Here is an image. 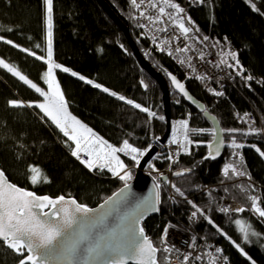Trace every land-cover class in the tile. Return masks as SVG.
Listing matches in <instances>:
<instances>
[{"label":"trees","instance_id":"1","mask_svg":"<svg viewBox=\"0 0 264 264\" xmlns=\"http://www.w3.org/2000/svg\"><path fill=\"white\" fill-rule=\"evenodd\" d=\"M111 1L120 16L128 20L132 37L152 65L178 76L187 89L206 104L208 111L217 116L223 129L241 130L234 134L224 132L225 149L218 160L205 159L214 133L189 131L199 143H193L191 154L183 156L174 169L175 172L185 168L192 171L174 177V182L181 191L193 195L194 203L204 209L228 236L245 247L256 264H264V218L256 217L250 199L258 197L259 205L264 208V157L256 151V148L264 150V137L261 133L244 135L250 126L241 119L253 107L260 112L264 122V16L251 10L246 0H206L197 8L188 6V15L194 22L192 25L199 29L198 40L209 37L204 42L211 43L222 54L227 66L234 63L227 55L229 52H235L243 65V71L228 66L236 75L235 84L227 88L222 96H217L204 91L198 80H186L170 55L156 49L138 23L139 10L131 5V0ZM173 2L183 5L184 0ZM256 2L257 7L264 11V3L260 0ZM9 28L12 31H7ZM46 31L43 0H0V35L21 46L17 48L0 41V59L45 90L47 85L42 77L47 71L46 63L22 49L28 48L36 51L37 55L47 57ZM36 44L41 47L35 48ZM53 60L118 94L112 96L111 92L105 93L70 72L55 70L68 101V111L109 144L121 147L123 140L127 139L134 147L146 148L164 134L165 119L158 118L165 117L161 87L142 68L123 30L98 0H54ZM247 75L253 79L247 80ZM141 81L148 84V88H144ZM171 92V98L177 96L176 92ZM119 95L149 107L157 113V117H149L119 100ZM12 99L27 105L39 102L43 97L0 66V166L12 182L31 192L75 196L81 202L95 206L131 180L112 177L105 169L91 174L72 156L73 143L50 118L36 107H12L8 103ZM188 113H192L190 130L213 128L202 112L185 101L171 104L173 120ZM233 137L245 147H231ZM237 151L245 157L249 175L225 177L223 168L226 162L231 161L232 153ZM117 155L126 165H133V161L125 155L119 152ZM30 165L38 166L49 182L32 184L28 170ZM161 184L159 212L143 223L155 246H159L166 223H184L198 236L218 243L229 259L228 264H250L203 216L198 214L196 220L190 219L194 210L192 205L178 193L181 199L170 201L167 183ZM212 184L216 187L204 190ZM224 194L242 203L246 210L239 214L221 212L220 196ZM238 218L249 221L254 230L262 234L261 238L250 237L251 242L245 243L235 224ZM17 259L20 257L15 252L0 243V264H17Z\"/></svg>","mask_w":264,"mask_h":264},{"label":"snow or ice","instance_id":"2","mask_svg":"<svg viewBox=\"0 0 264 264\" xmlns=\"http://www.w3.org/2000/svg\"><path fill=\"white\" fill-rule=\"evenodd\" d=\"M195 4L203 5L206 3V0H193ZM264 3V0H260ZM144 0H131V5L140 9ZM164 6H159L155 3V0H148V6L154 9H157L160 15L152 16L149 15L147 19L152 23H159L163 21L165 15L168 19L173 20L176 26L180 29L184 37L191 39L190 33L199 32V29H194L191 26H187L185 21H189L191 24L194 22L191 21V17L186 15L185 8L181 7L179 3H174L173 0H162ZM246 3L249 5L250 9L264 16V11H261L257 7L256 0H246ZM45 6V23H46V42H47V57L43 55H37L36 51H31L28 48H23L22 51L28 53L29 55L35 57L38 60L44 61L47 65V71L44 73L42 79L47 85V90L38 86L30 80L26 75L22 74L17 68L6 63L3 59H0V66L6 68L14 76L18 77L20 81H23L24 84L28 85L31 89H34L40 96L44 97L43 102H31L25 105V103L18 99L9 100L8 103L12 107H36L39 108L44 116L50 118V120L60 129L64 136L68 137L69 140L75 142V147L72 150V155L81 158V153H86L89 159H82L89 169H95L99 167L100 169L107 168L117 176L119 179L127 181L131 179V172L128 169V166L120 159L116 153H126L132 159L136 166H139L141 158L145 157L152 150V145L149 144L146 148L134 147L129 140H123L121 147H115L105 141L102 137L98 136L88 128L87 125L83 124L75 116H73L68 111V101L65 99V94L61 89L60 83L56 78L55 70L59 69L65 73H71L72 76H78L80 80L85 81L89 85H93L97 89H102L103 92L109 93L110 90L107 87L99 83H94L91 79H86L83 75L78 74L68 67H64L61 64L55 63L53 60V10H54V0H43ZM211 7V4L208 5ZM166 9L175 10V16L172 12L166 11ZM146 11V10H145ZM145 11L139 13L140 16H145ZM183 14V15H182ZM7 31H12L11 28ZM160 31H167V28L164 27ZM29 39H31L29 37ZM179 39V37H175ZM202 41L209 40V37L204 36ZM227 40V37H225ZM0 41H4L9 45H14L17 48L21 46L19 44H14L11 39H5V36L0 35ZM168 43V41H165ZM40 44H36L35 48L39 49ZM123 47V46H122ZM161 51L164 49L161 48ZM189 48L186 45L184 48H177L176 51L186 52ZM231 56L234 61L233 64L228 65L229 67L237 68L240 71H243V65L240 63V60L237 58L235 52L227 53ZM171 55V52H169ZM201 59H203V53H201ZM180 63H184L183 60ZM221 63L227 64V61H221ZM169 76L172 80L173 85L176 89L179 90L183 96L187 97L188 100H193V97L185 90V86L181 83L175 75L169 73ZM199 79H205L204 76L198 77ZM247 80H252L251 75L245 77ZM264 83V81H262ZM141 84L144 88H148V84L141 81ZM112 96H117L115 92L110 93ZM217 96H222L223 93L216 91L214 93ZM118 99L125 101L128 105H132L134 108L139 109L140 111L146 113L149 117H157V113L152 111L149 107H143L141 104L136 103L132 99H126L123 95H119ZM195 103V101H193ZM179 103V101H177ZM200 107L207 111L203 105ZM160 120H164L165 117L159 116ZM215 119V117H212ZM241 119L245 120L250 127L247 133L244 135L250 134H259L264 132V129H258L254 125L255 121L253 120L250 113H244ZM180 125L179 133L183 135V140L185 143L176 153L169 154L164 157V159L169 160L170 162L175 163L173 156H178L180 151L190 154L189 146L193 143H199L189 139V131L193 133H221L227 131L228 133H237L240 132V129H189V121L187 119L178 121ZM87 134V135H85ZM91 136L92 140L88 141L87 137ZM81 139L87 141L84 145L81 144ZM170 143L180 145V140L177 137V133L174 132L172 140ZM215 144L214 149L215 155H213L212 144ZM224 144L223 139L217 134L212 138V143L208 144L209 152L205 159H215L216 156L220 155V147ZM99 145V148L95 147ZM231 147L235 149H242L245 147L243 143H237L235 137L231 139ZM253 148H256L255 145H252ZM256 151L261 157H264V150L256 148ZM233 156H238L241 164L243 163V157L239 156L238 153H232ZM150 167L155 169V165L151 164ZM30 176L29 179L32 184L37 183H47L48 177L44 175L41 169L38 166L30 165L29 166ZM235 176H244L246 173L240 170L236 164L228 163L223 168V173L225 177H229V172ZM158 171V170H157ZM191 168H185L181 171H176L174 175L181 176L184 173H190ZM123 173V174H121ZM160 176H163L161 173ZM165 180L167 178H164ZM175 191L180 195L184 196L185 193L181 191L180 188L176 187L175 184L171 185ZM129 186L125 184V189ZM160 187L159 183L154 185V192L152 194L153 198H145L139 205H137V215L132 221L133 224V242L127 249L128 256L125 257L121 255L118 259L111 257V253L114 251L113 248L107 247L102 250H99L95 253L98 256H106L110 258V264H126L127 258L137 259L139 264H159L157 253L163 250L164 252H170L172 247L168 246L163 249L158 248L154 243L144 234L143 227H137L139 225L140 219L145 215V212L149 209L151 211H159L157 205L160 203V194L158 191H155ZM125 189H121V193H124ZM111 199V198H109ZM253 201V209L259 215V217L264 218V208H262L258 201V198L252 196L250 198ZM109 201H105V204H108ZM193 207V211L190 214V219H194L198 216H203L206 221L215 227L218 231L221 232L239 252L244 255L250 262V264H256V261L245 251V247H242L240 243H237L236 240L232 239L231 236H228V233L223 230L219 225H216L215 222L208 216L204 209L197 206L194 202L188 201ZM51 208L50 212H42L40 210L44 208ZM101 207H104L103 205ZM221 212L234 211L236 213H242L245 211V208L229 209L228 207H223L219 209ZM95 210L89 208L87 205L79 204L74 199H66L64 196H59L56 198H51L49 196H38L35 192L28 191L17 186L14 183H11L5 171L0 168V243L6 246L8 249H11L19 257L18 264H47V261L53 255L55 256H67V257H77L80 255L92 256L93 250L89 249L85 243L87 237L81 234V229L83 225L90 222L89 214L93 213ZM235 224L239 225V231L243 234V241L245 243L250 241V224H246L244 220L236 219ZM168 228L166 227L163 231L161 242L166 243L167 241ZM252 236L262 235L259 232L251 231ZM74 242L70 245H66V240L69 237H77ZM193 247V245H189ZM217 253L222 252L223 250L217 248L215 250ZM27 253V255L25 254ZM191 253H187L183 256L182 264H187ZM200 257H197L199 259ZM224 264H227V257L222 258ZM212 264H217L216 258H212Z\"/></svg>","mask_w":264,"mask_h":264},{"label":"water","instance_id":"3","mask_svg":"<svg viewBox=\"0 0 264 264\" xmlns=\"http://www.w3.org/2000/svg\"><path fill=\"white\" fill-rule=\"evenodd\" d=\"M98 1L107 11L109 16L113 20H115V22L120 26V28L125 33L130 43V46L133 52L135 53V55L137 56L142 68L159 83L161 90H162V102H163L165 119L167 121V127H166V130L162 138L153 145L151 152H149L141 160L137 170L134 172V176L132 177L130 181L127 182V185L129 187L125 189V184H126L125 183L119 189H117L114 193H112L109 197H107L105 200H103L102 202H100L99 204L95 206L84 204L80 202L78 198H76L75 196H67L64 194H61L58 196H51L48 194H38L35 192L36 195L38 196H49L51 198L64 196L66 199H74L77 203L87 205L89 208L95 210L93 213L89 214L90 222L83 225L81 229V234L87 237L85 243L87 244L89 249L93 250V255L92 256L80 255L77 257L53 255L52 257L49 258V260L47 261V264H110L109 257H106V256L97 257L95 255L97 251L102 250L107 247H111L114 249V251L111 253V257H115L118 259L121 255L125 257L128 256L127 249L133 242L132 221L137 215V205H139L141 201H143L145 198H149V199L153 198L152 194L154 192V185L156 184L150 176L143 173V169L147 167V164L157 154L158 145L160 144L159 141L161 142L165 141L166 139H168V137L171 134L172 114H171L170 86H169L168 80L165 79L162 74L157 72L155 68L153 67V65L143 56L138 45L136 44V42L131 36L129 25L126 23H123V21L120 18L119 11L116 8L115 4L111 0H98ZM171 74L174 75L172 72ZM167 77L171 83V86L174 88V90L178 92L179 94L183 95L173 85L172 80L169 76V73ZM178 80L181 83H183L180 79ZM185 90L191 95L190 91L187 89L186 86H185ZM183 97L186 99V101L191 106L198 109L200 112H203V116L209 121V123L213 126V128L223 129L217 116L210 113L208 110L204 111L200 107V105H203L205 108V105L201 101L197 100L193 96H192L193 100H188L187 97L185 96ZM193 101H195V103ZM212 117H215V119H212ZM217 134L223 139L224 144L220 147V155L216 156V158L213 160L220 159L225 149L224 132L214 133V135H217ZM210 143H212V141ZM215 147L216 145L213 143L212 144L213 155H215V152H214ZM209 150L210 149L208 147L207 154ZM184 174H187V173H184ZM7 178L11 183H14L9 179L8 176ZM164 178H167V176H164L162 179L165 180ZM21 188L26 189L24 187H21ZM121 189H125L124 193H121ZM155 191H158V189H156ZM105 201H109V203L105 204ZM102 205L104 207H101ZM159 206L160 205L158 204L157 207L159 208ZM40 211L50 212L52 211V209L49 207V208H44ZM158 212L159 211H151L150 209L146 211L145 215L140 219L139 225L137 227H143V223L146 221V219L151 215L157 214ZM144 234L147 235L145 229H144ZM77 238L78 236L69 237L65 242L66 245L70 246L74 242V240ZM148 238L150 239L149 236ZM126 264H139V261L137 259L127 258Z\"/></svg>","mask_w":264,"mask_h":264},{"label":"built area","instance_id":"4","mask_svg":"<svg viewBox=\"0 0 264 264\" xmlns=\"http://www.w3.org/2000/svg\"><path fill=\"white\" fill-rule=\"evenodd\" d=\"M139 2V0H138ZM155 3H157L159 6H164L162 3V0H155ZM200 4H195L193 0H184V3L182 5L185 10H187L189 7H198ZM139 12L145 11V15L149 16H158L160 15L157 9L151 8L148 6V0H144V3L142 4L141 8L138 9ZM168 12H172L173 16H175V10L173 9H166ZM183 15V14H182ZM187 26H191L189 22L185 21ZM140 26L145 30V32L151 37L152 43L155 45L157 49L163 48L166 53L169 54L171 52L170 57L175 59L177 63H179L184 70V72L187 75H191L194 78H198L200 76H204L205 79L201 80V83L206 91H219L223 92L224 89H227L231 87V71L228 68L227 64L221 63V61H224V58L222 54L213 46L210 47L205 42H202L198 40V33L193 31V33H190L189 35L192 37L191 39H188L187 37H184L181 33L180 29L176 26L173 20L168 19L167 15L164 16L163 21L159 23H152L149 22L147 24H142L140 22ZM166 27L167 31H160V29ZM193 27V26H191ZM194 28V27H193ZM196 29V28H194ZM175 37H179V39H175ZM165 41H168V43H165ZM188 46L189 50L186 52H179L176 51L177 48H184L185 46ZM201 53H203V59H201ZM183 60L184 63H180V61ZM210 75L218 80V82H214L211 80ZM255 121L254 127L258 129H263V124L261 119L259 118V115L257 111L253 110L249 112ZM187 119L189 121L188 116H181L179 117L178 121ZM248 124V123H247ZM249 125V124H248ZM250 126V125H249ZM180 129V125L178 123V127L175 133H177V137L180 140V145L170 143L172 140V137L168 139L169 141V149L163 148L166 150L167 155L173 154L178 151V147H182L185 141L183 140V135L178 132ZM264 134V132H262ZM182 153H180L178 156H173V160L175 163L170 162L167 167H158L156 169H151L149 166L146 168L147 171L157 172L159 171V175L162 174H168L171 176L172 170L174 169V166L176 163L180 161ZM81 158H84L81 155ZM239 160V158H238ZM136 168V165L128 167V169H134ZM169 182H167V194L170 199V201L175 199H181L178 195L174 193V188L170 187ZM185 199V198H184ZM235 204L236 200H233ZM222 207H226L224 205V202H222ZM172 228H176L178 225H170ZM185 230V229H184ZM191 238H181L175 229L168 231L167 233V241L166 243H162L160 241L159 248L163 249L164 247L168 246H174L172 247V250L170 252H163L168 256L171 257L176 263L174 264H181V260L183 259V256L187 253H191L189 260L187 264H206V260H212L213 257L216 258L217 264H221L223 262V257H227L224 251L217 253L215 250L217 248H220L217 244L212 242L209 239H204L202 241L198 240L195 234L190 231L188 234ZM186 244L193 245V247L186 248ZM223 250V249H222ZM197 257H200L197 259ZM209 263V262H208ZM210 264V263H209Z\"/></svg>","mask_w":264,"mask_h":264},{"label":"bare ground","instance_id":"5","mask_svg":"<svg viewBox=\"0 0 264 264\" xmlns=\"http://www.w3.org/2000/svg\"><path fill=\"white\" fill-rule=\"evenodd\" d=\"M193 7V6H192ZM189 8H191V7H189ZM193 8H197V7H193ZM139 11L137 12V20H138V23L140 24V22L142 23V24H147V23H149L150 21L147 19V15H145V16H140L139 15ZM186 15L187 16H189L188 15V10H186ZM120 18H121V20L123 21V23H126V24H128V20L126 19V18H124V17H121L120 16ZM189 22V21H188ZM189 24L191 25V26H193L190 22H189ZM194 27V26H193ZM195 28V27H194ZM47 32V31H46ZM125 34V33H124ZM132 36V35H131ZM149 36V35H148ZM133 38V37H132ZM149 38H150V41L152 42V39H151V37L149 36ZM134 39V38H133ZM135 41V40H134ZM136 42V41H135ZM204 42V41H203ZM207 43H209V42H207ZM136 44H137V42H136ZM211 44V43H210ZM138 45V44H137ZM212 45V44H211ZM213 46V45H212ZM139 47V46H138ZM140 49V48H139ZM157 49V48H156ZM159 50V49H158ZM144 56V55H143ZM145 57V56H144ZM146 58V57H145ZM147 59V58H146ZM148 60V59H147ZM149 61V60H148ZM150 62V61H149ZM153 67L155 68V70L157 71V72H159L160 74H162L163 75V77L165 78V79H167L168 80V83H170V81H169V79H168V73H171L170 71H166V70H162V69H160V68H157L156 66H154L153 65ZM182 72L184 73V78L186 79V80H198L199 82H200V84H201V86H202V88H203V90L204 91H206L205 89H204V87H203V85H202V83H201V81L198 79V78H194L193 76H191V75H187L183 70H182ZM175 75V74H174ZM230 75H231V85H234L235 84V78H236V75L233 73V72H231L230 73ZM178 79H180L178 76H176ZM210 78H211V80L212 81H214V82H218V80L217 79H215L214 77H212L211 75H210ZM181 80V79H180ZM182 81V80H181ZM183 82V81H182ZM185 85V84H184ZM169 86H170V93H173V92H171V91H174V92H176L175 90H174V88L171 86V83L169 84ZM186 86V85H185ZM226 89H224L223 90V92L225 91ZM207 93H209V94H212V95H215L214 93L216 92V91H206ZM222 92V93H223ZM177 93V96H175V98H174V102H176V104H181L182 103V101L184 102H186L189 106H191L187 101H186V99L183 97V95H181V94H179L178 92H176ZM191 93V92H190ZM191 95L194 97V98H196L197 100H199V101H201L204 105H205V109H207V106H206V104L202 101V100H200V99H198L195 95H193L192 93H191ZM177 101H179V103H177ZM191 107H193V106H191ZM194 108V107H193ZM194 109H196V108H194ZM197 111H199L198 109H196ZM208 110V109H207ZM253 110H255V111H257V113H258V115H259V118L261 119V121H262V124H263V129H264V122H263V118H262V116H261V114H260V112H258V110L256 109V108H251L247 113H249V112H251V111H253ZM203 113V112H202ZM190 115H191V117H190ZM186 116H188L189 117V123H190V121H191V118H192V113L190 114V113H188ZM243 120V119H242ZM243 122L245 123V124H247V122H245V120H243ZM165 124H166V127H167V121H166V119H165ZM248 125V124H247ZM166 127H165V130H166ZM177 127V123H175V122H173V121H171V131H173L175 128ZM261 133V135L264 137V134L262 133V132H260ZM163 136V135H162ZM162 136L161 137H159L154 143H152L151 145L153 146L158 140H160L161 138H162ZM87 139H88V141H91L92 140V137L91 136H88L87 137ZM71 141V140H70ZM194 141V140H193ZM72 142V141H71ZM87 141H85L84 139H81V144L82 145H84L85 143H86ZM73 143V148L75 147V142H72ZM159 145H158V152H157V154L160 156V157H162L163 158V156H161V153L163 152V151H165L166 152V150L164 149V148H166V149H169V146H170V144H169V141H168V139H166L165 141H163V142H161V141H159ZM163 146H164V148H163ZM95 147H97V148H99V145H96ZM180 148L181 147H178V150H180ZM141 149H143V148H141ZM73 150V149H72ZM72 150H71V154H72ZM189 150H190V154H191V152H192V149H190L189 148ZM120 154H122V155H125V153H121V152H119ZM180 153H182V155H181V158L183 157V156H188L189 154L188 153H185V152H183V151H180ZM235 153H238L239 154V156H242V154L241 153H239L238 151L237 152H235ZM81 155L83 156V157H85V158H87V159H89L90 157H88L87 156V154L86 153H81ZM166 156H167V153L165 154ZM169 155V154H168ZM73 156V155H72ZM207 156V155H206ZM78 162H80L81 164H82V166L84 167V168H86L91 174H97V173H101L102 172V170L103 169H100L99 167H97V168H95V169H89L84 163H82V158H80V159H78L77 157H75V156H73ZM165 157V156H164ZM243 157V156H242ZM144 157H142L141 158V160L143 159ZM181 158H180V160H181ZM238 156H233V155H231V162L233 163H235V161L236 160H238ZM153 160V159H152ZM151 160V161H152ZM209 160H213V159H209ZM150 161V162H151ZM148 163L147 164V166H149V165H151L152 163ZM156 162L158 163V164H160V163H164L163 161H161V160H157L156 159ZM179 163V162H178ZM178 163H176V165L178 164ZM236 164V163H235ZM246 165H247V162H246V159H245V157H243V163L241 164V166H242V168L245 170V172H246V174L247 175H249L248 174V172H247V167H246ZM155 166H156V164H155ZM236 166H237V164H236ZM157 167V166H156ZM137 168H138V166H136V168H134V169H130V172H134V170L136 171L137 170ZM147 168V167H146ZM146 168H144L143 169V173L144 174H146V175H148V176H150L151 178H152V180L155 182V183H159V185H160V187H159V189L160 190H158V192L160 193L161 192V186H162V182L164 183V182H169V186L170 187H172L171 185L172 184H175V182H174V177H176V176H174V173H175V169H173L172 170V174H171V176H169L168 174H163V176H160L158 173H159V171H157V172H152V171H147V169ZM106 171H108L109 173H110V175L112 176V177H115V178H117V176H115V175H113V173L111 172V171H109L107 168H104ZM159 169V168H158ZM6 173V172H5ZM121 174H123V173H121ZM187 174H189V173H187ZM8 176V175H7ZM164 176H167V179L166 180H163L162 178L164 177ZM213 187H216V184H212V185H207L205 188H204V190H211V188H213ZM220 198H221V205H222V202H224V205H226V207H228L229 209H232V210H234V209H237V208H242V206L239 204V203H237V204H235L234 202H233V198L232 197H230V196H227V195H221L220 196ZM79 200V199H78ZM80 201V200H79ZM81 202V201H80ZM83 203V202H82ZM84 204H86V203H84ZM88 205V204H87ZM159 205H160V203H159ZM160 207V206H159ZM151 216H153V215H151ZM151 216H149V217H151ZM148 217V218H149ZM198 217H196V218H194L195 220L197 219ZM193 219V220H194ZM174 224H176V223H174V222H168V223H166V225H165V227H164V229L167 227L168 228V231H171V230H173V229H175L176 230V232H177V234L181 237V238H191L190 236H188L187 234L191 231V228L190 227H188L187 225H185L184 223H181L180 225H178L176 228H172V226H170V225H174ZM144 227V226H143ZM185 229V230H184ZM164 231V230H163ZM163 234V233H162ZM202 238H204V237H202ZM201 238V240L200 241H202V240H204V239H207V238H204V239H202ZM198 239V238H197ZM210 240V239H209ZM161 241V240H160ZM212 242H214L215 244H217L219 247H221L218 243H216L215 241H213V240H211ZM156 247H158V246H156ZM189 247V245L188 244H186V248H188ZM159 248V247H158ZM161 256L163 257V258H161ZM157 257H158V261H159V264H174V263H176L171 257H168L162 250L160 251V252H158V254H157ZM17 262H19V259H17ZM212 264V260H209V261H207L206 260V264ZM228 262H229V259H228V257H227V264H228ZM18 264V263H17ZM181 264H182V260H181ZM221 264H224V261L223 262H221Z\"/></svg>","mask_w":264,"mask_h":264},{"label":"rangeland","instance_id":"6","mask_svg":"<svg viewBox=\"0 0 264 264\" xmlns=\"http://www.w3.org/2000/svg\"><path fill=\"white\" fill-rule=\"evenodd\" d=\"M152 43V42H151ZM206 44H208L210 47H213L210 43H207V42H205ZM153 44V43H152ZM154 45V44H153ZM155 46V45H154ZM228 55V54H227ZM173 60L175 61V63H176V65L181 69V70H183L182 69V67H181V65L179 64V63H177V61L173 58ZM184 71V70H183ZM232 72V71H231ZM61 86V85H60ZM105 87V86H104ZM61 89H62V87H61ZM63 90V89H62ZM110 90V89H109ZM110 92H112V90H110ZM174 98H175V96L173 97V98H171V93H170V100H171V104L172 103H176V102H174ZM43 100H44V97H43V99L42 100H40L39 102H43ZM180 117V116H179ZM179 117L178 118H176V119H172V121L173 122H175V123H177V127H178V119H179ZM190 117H191V115H190ZM190 124V123H189ZM177 127L173 130V131H171V134H170V136L168 137V139L169 138H171L172 136H173V134H174V132H176V130H177ZM63 134V133H62ZM64 135V134H63ZM85 135H87V134H85ZM68 138V137H67ZM189 139H191L192 141L194 140V137H192L191 135H190V133H189ZM195 141V140H194ZM72 142H74V141H72ZM192 145L193 144H191L190 146H189V148L190 149H192ZM166 154V152L165 151H163L162 153H161V156H163V158L162 157H160L158 154H156L155 155V157L153 158V160L150 162V163H152V164H154L155 165V160L157 159V160H161V161H163L164 163H162V165H158V164H156V166H155V169L156 168H158V167H167L168 165H169V160H167V159H164V156H166L165 155ZM116 155H117V153H116ZM118 156V155H117ZM125 156L127 157V158H129V159H131V157L129 156V155H127L126 153H125ZM85 158V157H84ZM83 159V158H82ZM121 159V158H120ZM122 160V159H121ZM132 160V159H131ZM123 161V160H122ZM124 162V161H123ZM228 163H232L231 161L230 162H226V164H228ZM235 163L237 164V167L240 169V170H242V171H244V169L242 168V166H241V162H240V160H236L235 161ZM125 164V163H124ZM126 165V164H125ZM135 165V163L133 162V165H131V166H134ZM128 166V165H127ZM176 166V165H175ZM175 166H174V168H175ZM149 167H150V165H149ZM151 169H153L152 167H150ZM224 174V173H223ZM134 176V173H132L131 172V179H132V177ZM229 176L231 177H234L235 175H233L232 173H231V170H230V172H229ZM236 177V176H235ZM167 183V182H166ZM174 193L176 194V195H178L177 194V192L175 191V189H174ZM185 193V192H184ZM179 196V195H178ZM183 198H185V200H187V201H192V202H194V200H193V195H189V194H187V193H185V195L183 196ZM258 198V197H257ZM234 199V198H233ZM234 200H236V199H234ZM236 202H238L241 206H242V208H245V210H246V207L242 204V203H240L239 201H237L236 200ZM258 202V201H257ZM219 208H223L222 206H221V201H220V204H219ZM254 210V209H253ZM255 212V211H254ZM225 213V212H224ZM239 214V213H236V212H234V211H229V212H227L226 214ZM255 215H256V217L259 219V215L255 212ZM238 219H241V220H244L243 218H238ZM195 220V219H194ZM245 222H246V224H250V222L249 221H247V220H244ZM237 225V224H236ZM251 225V224H250ZM238 226V229H239V225H237ZM191 231L195 234V236L198 238V240H200L202 237H200V236H198V234L193 230V229H191ZM251 231H255L254 230V228L252 227V225H251V228H250V237L251 238H254V239H257V240H259L261 237L260 236H252L251 235ZM205 238V237H204ZM222 249V248H221Z\"/></svg>","mask_w":264,"mask_h":264},{"label":"crops","instance_id":"7","mask_svg":"<svg viewBox=\"0 0 264 264\" xmlns=\"http://www.w3.org/2000/svg\"><path fill=\"white\" fill-rule=\"evenodd\" d=\"M180 4V3H179ZM181 5V4H180ZM182 6V5H181Z\"/></svg>","mask_w":264,"mask_h":264}]
</instances>
